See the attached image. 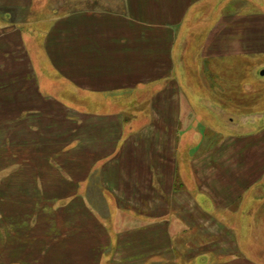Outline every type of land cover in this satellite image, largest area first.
<instances>
[{"label":"crops","instance_id":"0c3cea01","mask_svg":"<svg viewBox=\"0 0 264 264\" xmlns=\"http://www.w3.org/2000/svg\"><path fill=\"white\" fill-rule=\"evenodd\" d=\"M87 3L35 49L0 47V66L23 47L25 71L0 67V264H253L228 222L264 178V143L254 159L204 144L175 71L186 23L216 77L264 53V17L242 0Z\"/></svg>","mask_w":264,"mask_h":264},{"label":"rangeland","instance_id":"374dc122","mask_svg":"<svg viewBox=\"0 0 264 264\" xmlns=\"http://www.w3.org/2000/svg\"><path fill=\"white\" fill-rule=\"evenodd\" d=\"M85 1L88 2L87 8H93L89 5L90 0H0V35L7 31H18L11 42L9 37L5 42L1 39L0 47L3 43L15 47L23 43L24 48L35 49L53 20L84 7ZM242 2L245 5L240 7L241 13L264 17V0ZM186 30L190 35L184 38L183 44L179 43V62L175 72L181 98L185 100V106L191 109L189 116H192L195 124L199 123L201 129L208 131L205 135L201 134L203 139L206 138L204 144L235 139L234 144L240 143L242 146L240 156L251 152L250 156L243 157L254 159L264 143V75H261L264 71V53L252 58L224 57L220 68L214 70L216 77H211L206 74L207 70L198 68L201 66H198L200 58L195 33L201 31L200 22L186 23ZM21 53L23 47L4 57H11L10 63L17 64L19 77H24V69L19 70L24 65ZM9 64L2 63L7 67ZM24 115L22 113L19 117ZM249 174L254 175L251 171ZM260 174L259 169L257 175ZM236 209L228 225L240 240L243 256L252 258L253 264H264V178L251 187L246 202Z\"/></svg>","mask_w":264,"mask_h":264},{"label":"water","instance_id":"95a60500","mask_svg":"<svg viewBox=\"0 0 264 264\" xmlns=\"http://www.w3.org/2000/svg\"><path fill=\"white\" fill-rule=\"evenodd\" d=\"M261 75H264V71L261 73Z\"/></svg>","mask_w":264,"mask_h":264}]
</instances>
